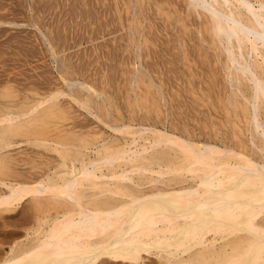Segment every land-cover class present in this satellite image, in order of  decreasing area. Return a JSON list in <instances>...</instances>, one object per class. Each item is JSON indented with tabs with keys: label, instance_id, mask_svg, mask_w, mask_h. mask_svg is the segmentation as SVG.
Here are the masks:
<instances>
[{
	"label": "bare ground",
	"instance_id": "bare-ground-1",
	"mask_svg": "<svg viewBox=\"0 0 264 264\" xmlns=\"http://www.w3.org/2000/svg\"><path fill=\"white\" fill-rule=\"evenodd\" d=\"M174 1L176 3V0ZM188 2L187 4L206 16L205 24L209 23L211 29L209 33H212L214 36L212 38L225 50L228 77L234 87L235 85L239 87L236 97H239V94L242 97L235 98L234 104L242 106L247 114V117H243L246 126L241 135L238 133L233 136L226 135L227 137H220V141L219 139L215 141L218 137L213 138L208 132L214 140L206 137L203 140L195 135L199 130L194 131V134L190 130L191 132H186L188 135H184L169 130L168 127L143 123L132 126L101 118L115 135L108 133L106 136L104 132L105 136L100 135L101 138L97 141L87 142L88 145L81 147L76 141L80 139L82 130L76 127L59 128L55 136L43 140L59 149L60 158L54 160L53 157L46 158L47 155L41 156V159L34 158L43 163L40 169H33L35 171L30 170L27 173L28 168L25 167L26 171H22L18 165L17 169L15 166L12 167L8 173H11L10 176L0 178V206L3 210L12 209L13 206L26 201L27 204L30 203V207L54 209L45 220L28 226L25 237L18 238L17 231H9L6 232V236L0 238V264H264V0H188ZM117 10L118 8L115 11ZM162 13L164 15V12ZM120 14L119 12L118 15ZM158 18L160 19V16ZM174 47L176 46H173V49ZM9 75L7 74L8 77ZM243 80L247 81L249 89L242 88ZM237 82L241 84H236ZM40 84L38 86H41ZM179 86L177 87L180 88ZM57 92L49 95L35 92L32 96L17 99L15 103L6 106L8 109L0 114L1 162L13 161L19 164L20 156L17 157V153L10 151L17 144L13 134L21 133L20 131L28 125L34 124V121L60 106L61 102L59 104L55 96ZM183 93L185 95V92ZM198 96L196 97L199 98ZM28 104L29 107H26ZM70 105L65 104L68 109ZM77 117L79 116L76 118L73 116L78 120ZM195 123L198 124L197 121ZM201 125H206V122L202 124L201 121ZM222 131L220 130L221 133ZM26 152L24 151V154H27L25 155L27 158L28 154H31L30 160L35 153L37 154L31 153V150L29 153ZM24 162L23 160L20 165Z\"/></svg>",
	"mask_w": 264,
	"mask_h": 264
},
{
	"label": "rangeland",
	"instance_id": "rangeland-1",
	"mask_svg": "<svg viewBox=\"0 0 264 264\" xmlns=\"http://www.w3.org/2000/svg\"><path fill=\"white\" fill-rule=\"evenodd\" d=\"M100 1L103 3H101ZM111 1L113 3L110 2V0H0V114L8 109V107H6L7 105L15 103L17 99L24 98L28 95L32 96L35 94V92H41L44 95H49L55 91L62 92H57L55 94V96L57 97V102L59 104L61 102L60 106L58 105L50 114H47L41 119L34 121V124L28 125L27 128L20 131L21 133L16 135L13 134V138L14 140L16 139L15 141H17V144L15 147H13L14 149L10 151L15 154L17 153L16 156H20V161L19 164H16V162L13 161H0V178L10 176L11 173H8L12 170V167L14 168V166L16 169L18 167L19 169L22 168V171H26L25 167L28 168L29 170L27 169V173L30 172V170L35 171L37 169H40L43 163H41V160H34V158L41 159V156L43 157L45 155H47L46 158L53 157L54 160H56L58 157L60 158L59 149L53 146V144H48V142L46 143V140H43L44 138L55 136L59 128L64 127V129H68L67 127H76L79 130H82L83 132L80 134V139H77L76 141L78 143V146L81 147H83L84 145H88L86 144L87 142L95 140L97 141L101 138V136L104 135V132H106V136L109 134L115 135L111 131V129L102 122L101 118L110 120L113 123H127L132 126H137L143 123L147 125H155L158 127H168L167 129L174 130L184 135H188L186 132L192 131V133L194 134V131L199 130L196 131L195 134L197 135V138L200 137L199 139L204 140V137H206L214 140L213 138L216 136L218 138L215 137V141L217 139H219L220 141V137H224L226 135L233 136L237 133L241 135V132H243V130L245 129L246 120H243V117H247V114L245 113V111H243L242 106H239V104L236 103L234 104V102L236 101L235 98H242L240 96L241 94H239V97H236L237 88L239 89V87L237 85H235L236 87H234L232 85L233 83L231 84L230 77H228L229 72H227L229 71V68L227 67L226 54L224 53L225 50H223L222 46L218 45V42L215 41L214 38H212L214 37L212 33H209V31L211 30L209 29L210 25L209 23L205 24L207 23V18L206 16H204V14H200L199 10L194 9L192 5L187 4L189 3L188 0H176V3L174 0ZM98 3L100 4L98 5ZM94 4L97 5L95 6ZM159 4L161 5L159 6ZM152 5H155V7H153ZM115 7L116 9L118 8L117 11L121 13V16L118 15L119 12L115 11ZM154 8L158 9L156 10ZM77 10H79L80 12ZM168 10H170V12ZM115 12H117L118 14L115 15ZM162 12H164V15ZM84 13L85 15L83 16ZM111 13H113L112 17ZM159 16L160 19L158 18ZM164 16L165 18H168V20L171 19L172 22L165 19ZM104 18L106 19L105 21ZM142 18L144 21L142 20ZM204 18H206V21L204 20ZM119 20L120 22H118ZM82 21L85 23L83 24ZM157 21L159 23H157ZM202 22L204 23V25ZM63 23L65 24V26ZM104 23L106 26L104 25ZM151 23H153L154 26ZM122 24L124 27L121 26ZM175 25H177L179 28L177 26L175 27ZM170 26H172V28ZM200 26L202 29L200 28ZM145 28L147 29L145 30ZM147 30L151 34H149ZM161 30L166 34L161 32ZM178 30L183 33L181 34ZM203 30H206L207 32H204ZM207 33H209V37ZM148 35L150 36L148 37ZM203 35L205 36V38ZM172 36H174L175 38ZM158 39L163 42L161 43V41H158ZM211 40H213V42ZM146 41L150 43H147ZM174 42L176 43V45ZM213 44L216 45V47ZM173 46H176L174 47L176 51H174ZM148 47L150 48L148 49ZM142 50L144 52H142ZM199 52L201 53V55ZM127 55H129V57ZM162 56H164L165 58H163ZM149 60L153 61L154 63L150 62ZM147 62L149 63L147 64ZM166 62L167 64H165ZM187 62L189 65L187 64ZM153 68H155L156 70H153ZM205 73L207 75H205ZM7 74L10 77H8ZM198 74L200 75V77ZM208 75L210 76L208 77ZM171 76L172 78H174L172 79ZM195 76L197 77L194 78ZM47 79H49L50 81L48 82ZM180 79L182 80L180 81ZM7 80H9L10 82H8ZM38 83L41 86H38ZM244 83L243 85L240 82H237L236 84H241L243 89H249L247 86V81H244ZM30 85L32 88L30 87ZM166 85H168V87ZM173 85H175L176 87ZM177 86H179L181 89ZM140 92L145 95H141ZM183 92H185L186 96ZM187 94L190 96L188 97ZM195 95H199L200 97L198 96L199 98H197ZM172 96L174 97V99ZM66 97H68L70 100H67L68 98ZM187 99H189L190 101ZM162 100H164L165 103ZM73 101L74 103H72ZM65 104L66 106L71 104L70 106H68L69 109L65 106ZM62 106H64L63 109L61 108ZM197 106H199V108ZM26 107H29V104ZM72 107L74 108L72 109ZM171 109H176V111H172ZM179 110L183 112H180ZM199 110H201L202 112ZM228 110L230 111V113ZM78 112L80 113L77 114ZM139 112H141L142 114ZM190 112H192V114ZM137 113L141 115H138ZM201 114H203L205 117ZM72 115L75 116V118L76 116H79L77 117L79 119L76 120ZM85 115H87V117ZM85 117L86 119H84ZM142 118L143 120L141 121ZM81 119L82 121H80ZM168 120L170 121V123ZM188 120L191 122H189ZM211 120L213 121V124ZM195 121H197L198 124L195 123ZM201 121L202 124H205L206 122V125H201ZM160 122H162V124ZM240 123L242 124L240 125ZM216 125H218V127H216ZM184 127H186L187 130L186 128L184 129ZM214 127L218 129L216 130L214 129ZM85 128L87 129L85 130ZM176 128L180 130H175ZM232 128L234 130H232ZM93 129H97V131ZM220 130H224L225 132L222 131L221 133ZM199 132L201 133V135H199ZM208 132L213 138L210 136V134H208ZM206 134L209 136H207ZM11 140L12 139H9V141ZM30 150L31 153L37 152V154L33 153L34 156H32V160H30ZM24 151H27L26 153H29L28 161L27 156H25L27 154H24ZM22 154H24L25 158H23L24 156ZM23 160L25 161L24 164L20 165ZM32 166L35 167L32 168ZM30 206V203L28 202L27 204V201L17 204L13 206L12 209L8 210H3L0 206V238L6 236V232L9 231H17L18 234L16 235V237L18 236V238H23L25 237L26 228L28 226H30L31 224H36L43 219L45 220L46 216L54 211V209L52 208H34Z\"/></svg>",
	"mask_w": 264,
	"mask_h": 264
}]
</instances>
